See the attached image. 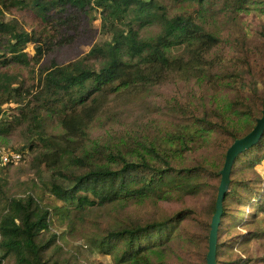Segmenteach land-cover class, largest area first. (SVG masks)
Listing matches in <instances>:
<instances>
[{
	"label": "trees",
	"instance_id": "1",
	"mask_svg": "<svg viewBox=\"0 0 264 264\" xmlns=\"http://www.w3.org/2000/svg\"><path fill=\"white\" fill-rule=\"evenodd\" d=\"M243 11L264 0H0V148L20 155L0 172L34 176H0V264H93L77 241L206 264L226 150L264 108V24L253 42ZM93 12L103 37L60 58ZM262 162L264 131L232 164L216 264H249L250 240L264 257Z\"/></svg>",
	"mask_w": 264,
	"mask_h": 264
},
{
	"label": "rangeland",
	"instance_id": "2",
	"mask_svg": "<svg viewBox=\"0 0 264 264\" xmlns=\"http://www.w3.org/2000/svg\"><path fill=\"white\" fill-rule=\"evenodd\" d=\"M246 12L247 11H243V13H240L239 15V21L241 22L240 26L248 34H252L253 39H254L253 42H256L258 35H259V31L261 29V22H263L264 24V14L262 13L253 14V13H246ZM83 26H84V33L79 38H77V40L75 41L72 47L61 49V54L63 56L60 55V58L67 59V58L73 57L76 54L81 52V49H78L79 47H82V50H86L88 49V46L92 42L103 37L101 30H100V18L97 12H93L91 19L85 20V22H83ZM233 32L234 34L239 35L237 30L235 31H232L230 29L224 30L225 35L229 33L233 34ZM221 48L222 50L227 51L228 56L233 54L232 51L229 49V47L223 42H221ZM27 50L31 52V47L29 46ZM221 57L224 58L225 55H221ZM217 58H220V57L218 56ZM230 59H232V57H230ZM161 92H163V94L165 95L167 94L173 97H177V87L176 86H172L166 90H162ZM179 93H180V88H179ZM159 100H160V97L158 95L157 102H159ZM26 159L27 160L23 162L24 165H21L23 168H25V166L27 167L26 162L28 161L29 156H27ZM257 169L259 170L260 174L264 176V162H262L260 165H257ZM17 172H18L17 169H11V170H8V172L4 170L2 174L0 172V176L1 175L5 176V174H7L5 178L7 179V187L10 190L17 189L20 182H23V181L28 182L32 178H34L33 174L29 171H25L23 173H17ZM23 186L24 185H22V187ZM37 187H38L37 188L38 196L43 198L44 201H46L49 195L47 193L42 194V190L40 189V186L37 185ZM246 212H249V210H247ZM76 244L81 247V252L93 264H97V263L113 264L112 259L109 256H104L102 254L93 252L89 247H87L83 243V241H77ZM249 249H250L248 253V257L250 259L249 264H264L263 252L261 251L258 242H256L255 240H250Z\"/></svg>",
	"mask_w": 264,
	"mask_h": 264
},
{
	"label": "water",
	"instance_id": "3",
	"mask_svg": "<svg viewBox=\"0 0 264 264\" xmlns=\"http://www.w3.org/2000/svg\"><path fill=\"white\" fill-rule=\"evenodd\" d=\"M264 131V108L261 116L256 120L254 127L243 137L235 139L228 147L225 153V159L222 168L219 170L220 182L217 189L215 211L211 217L210 230L208 234V250L206 253V264H216L215 251L217 244V227L222 213V199L229 184V174L235 158L256 144Z\"/></svg>",
	"mask_w": 264,
	"mask_h": 264
},
{
	"label": "built area",
	"instance_id": "4",
	"mask_svg": "<svg viewBox=\"0 0 264 264\" xmlns=\"http://www.w3.org/2000/svg\"><path fill=\"white\" fill-rule=\"evenodd\" d=\"M20 155L14 151H4L0 148V169L5 167L9 162H17Z\"/></svg>",
	"mask_w": 264,
	"mask_h": 264
}]
</instances>
